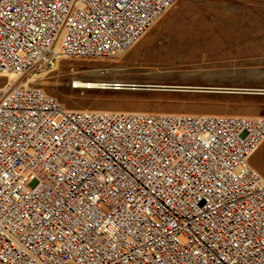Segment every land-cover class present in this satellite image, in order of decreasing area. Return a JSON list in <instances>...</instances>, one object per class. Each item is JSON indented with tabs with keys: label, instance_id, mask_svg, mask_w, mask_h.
<instances>
[{
	"label": "built area",
	"instance_id": "2783aa9c",
	"mask_svg": "<svg viewBox=\"0 0 264 264\" xmlns=\"http://www.w3.org/2000/svg\"><path fill=\"white\" fill-rule=\"evenodd\" d=\"M175 1L0 0V264H264V116L70 110L28 85L122 55Z\"/></svg>",
	"mask_w": 264,
	"mask_h": 264
},
{
	"label": "rangeland",
	"instance_id": "374dc122",
	"mask_svg": "<svg viewBox=\"0 0 264 264\" xmlns=\"http://www.w3.org/2000/svg\"><path fill=\"white\" fill-rule=\"evenodd\" d=\"M28 80L70 110L264 116V92H245L264 91V0H177L122 55L60 59ZM75 81L218 90L87 89ZM250 163L264 177V142Z\"/></svg>",
	"mask_w": 264,
	"mask_h": 264
},
{
	"label": "water",
	"instance_id": "95a60500",
	"mask_svg": "<svg viewBox=\"0 0 264 264\" xmlns=\"http://www.w3.org/2000/svg\"><path fill=\"white\" fill-rule=\"evenodd\" d=\"M99 83V87H87L100 88V89H114V90H131V91H143V92H173V91H187V92H211L218 89L212 88H198V87H179V86H164V85H124L116 83L96 82Z\"/></svg>",
	"mask_w": 264,
	"mask_h": 264
},
{
	"label": "bare ground",
	"instance_id": "6f19581e",
	"mask_svg": "<svg viewBox=\"0 0 264 264\" xmlns=\"http://www.w3.org/2000/svg\"><path fill=\"white\" fill-rule=\"evenodd\" d=\"M34 77H36V76H34ZM10 78H12V76H10ZM75 84H76V87H83V88H87V87H99L100 86L99 83L82 82V81H75ZM245 92H258V93H263L264 91H245Z\"/></svg>",
	"mask_w": 264,
	"mask_h": 264
}]
</instances>
